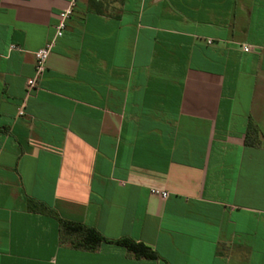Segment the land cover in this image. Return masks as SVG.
Wrapping results in <instances>:
<instances>
[{
  "label": "crops",
  "instance_id": "crops-1",
  "mask_svg": "<svg viewBox=\"0 0 264 264\" xmlns=\"http://www.w3.org/2000/svg\"><path fill=\"white\" fill-rule=\"evenodd\" d=\"M70 1L0 0V264H264V0H80L30 90Z\"/></svg>",
  "mask_w": 264,
  "mask_h": 264
},
{
  "label": "trees",
  "instance_id": "trees-1",
  "mask_svg": "<svg viewBox=\"0 0 264 264\" xmlns=\"http://www.w3.org/2000/svg\"><path fill=\"white\" fill-rule=\"evenodd\" d=\"M260 130L257 125L250 123L246 135V145L249 147H261L259 139ZM31 210L50 214L60 223V243L72 249L96 252L104 243L115 244L127 249L129 255L137 259H158L157 254L143 243L135 242L131 239L123 238L119 240H109L103 237L96 229L85 226L81 223L69 222L61 219L54 211L44 205L30 201Z\"/></svg>",
  "mask_w": 264,
  "mask_h": 264
},
{
  "label": "built area",
  "instance_id": "built-area-1",
  "mask_svg": "<svg viewBox=\"0 0 264 264\" xmlns=\"http://www.w3.org/2000/svg\"><path fill=\"white\" fill-rule=\"evenodd\" d=\"M80 0H71L69 2V5L66 9L60 12L58 17V22L55 26V33L52 39L48 41L44 47L39 49L35 52V69H34V75L31 79L27 81V86L30 90L36 89L38 87L41 79L45 75L47 71V63L48 59L53 51V48L55 47L57 41L61 39L67 28H68V22L71 19V17L74 14L75 8ZM10 50H20L18 47L12 45L10 47ZM245 51H249L248 48H245ZM154 194L160 195L163 198H166L168 196L167 193L161 192V191H153Z\"/></svg>",
  "mask_w": 264,
  "mask_h": 264
}]
</instances>
